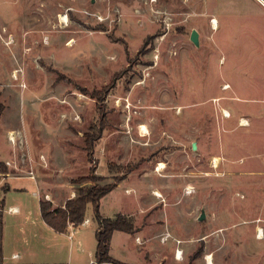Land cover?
I'll use <instances>...</instances> for the list:
<instances>
[{"label":"rangeland","instance_id":"374dc122","mask_svg":"<svg viewBox=\"0 0 264 264\" xmlns=\"http://www.w3.org/2000/svg\"><path fill=\"white\" fill-rule=\"evenodd\" d=\"M0 104V160L12 165L0 191L48 188L59 201L90 185L71 182L93 164L99 184L124 177L101 201L103 213L135 215L137 236L114 238L120 261L142 264L145 238L161 227L149 242L158 264H207L206 255L213 264H264V237H256L264 228V7L256 0H0ZM101 121L94 164L84 134H97ZM24 160L37 179L16 163ZM86 217L95 229L91 203ZM176 248L182 258L173 262Z\"/></svg>","mask_w":264,"mask_h":264},{"label":"crops","instance_id":"0c3cea01","mask_svg":"<svg viewBox=\"0 0 264 264\" xmlns=\"http://www.w3.org/2000/svg\"><path fill=\"white\" fill-rule=\"evenodd\" d=\"M259 4L264 7V5H262L261 3ZM40 155L43 154L41 153ZM21 156H23V153L21 154ZM41 160L43 166H47L48 163L50 164L45 156H42ZM0 161L4 163L9 162L8 159L5 161ZM16 163H18L19 165L23 164V166L27 165L26 160H24V162L16 161ZM30 164V169H27V166H25L23 170H25L26 168V173H28V176H30L29 174L31 172L34 179H37L38 173L35 170V165H33L32 163ZM11 166V164L7 166L9 172H7L5 174V177L2 178L0 184L3 181L5 182L6 178L12 175ZM43 168L44 171L42 172L44 173L47 167ZM39 179H41V181H37L36 183L38 189L41 188V182H45L44 175H40ZM118 183L119 182H117L116 186L118 185ZM8 189L10 190V188ZM45 189L46 191H0V264H90L94 260V253L96 249L95 231L97 228V223L95 229L92 230L87 229L91 223V221H88V223L86 224H81V226H83L84 228L79 229V231H76L77 229L74 230L75 226L68 224L63 232H56L41 218L40 201L47 200L51 202L53 207H63L67 199L75 196L76 191L71 189V191H69L66 196L60 198V200L58 201L53 192L49 191L48 188ZM111 192L112 191H110L108 194H110ZM125 192L128 193V191ZM11 193H14L15 197L12 196L11 198H9V195ZM108 194H106L100 200L99 205L100 214L104 217L109 216H106V214L101 210V201ZM29 197L32 198L33 203H31V198L28 199ZM35 200L37 204L34 203ZM141 208V205H139V214L142 213V211L140 210ZM120 214L128 217L134 225V212H122ZM85 219L88 218L86 217ZM153 228V231H151L153 232V235L150 237L145 236L146 241H148V243L146 244L147 249L145 250L146 254H143V252H141V254L143 255H141L143 258V263L145 262L146 264L147 262L149 264H158V246L152 245L151 247V245H149L151 243L149 242H151L153 237L161 231V227ZM67 229H69V232L67 231ZM137 231L135 233L128 234L137 236ZM120 233L125 232L115 230L112 233L110 239L109 254L117 260L119 259L113 255L112 251L114 238L117 234V236H121L119 235ZM69 235H71V238L69 237ZM142 235L144 236L146 234ZM135 236L133 239V243L137 245L141 244L140 237H138L140 242H137ZM75 237L76 239L74 241ZM45 239L50 244L49 246H43V244H45ZM123 245L126 246V244ZM172 258L170 260H172L173 262L178 260L174 256Z\"/></svg>","mask_w":264,"mask_h":264},{"label":"trees","instance_id":"16d2710c","mask_svg":"<svg viewBox=\"0 0 264 264\" xmlns=\"http://www.w3.org/2000/svg\"><path fill=\"white\" fill-rule=\"evenodd\" d=\"M89 93L93 97L97 95L96 91H91ZM101 124L102 126L97 134L93 132L84 134L83 147L86 151L87 160L88 162L94 164L96 162L93 157L95 141L101 137V129L103 128L102 121ZM7 169V164L0 161V170L3 173H7ZM95 170L96 166L91 164L88 168L87 175L80 176L72 181L73 184H80L82 182L89 181L90 185L77 187L75 189V196L67 199L63 207H52L51 202L47 200L40 201L41 218L56 232H63L68 224L75 227L81 225L85 219L87 204L91 203L94 218L97 222V228L95 231L96 249L94 253V260L90 264H131L119 261L109 254L110 239L115 230L132 234L137 231V228L133 225L132 221L124 215L117 214L114 217H104L100 214L99 210L100 200L116 186L118 181L124 179V177L122 175V177H118V180L116 179V181L112 183L99 184L103 177L95 175ZM129 170L130 168H127V171Z\"/></svg>","mask_w":264,"mask_h":264},{"label":"bare ground","instance_id":"6f19581e","mask_svg":"<svg viewBox=\"0 0 264 264\" xmlns=\"http://www.w3.org/2000/svg\"><path fill=\"white\" fill-rule=\"evenodd\" d=\"M58 17H59V20H60L61 23H63L64 25L67 24V21H68V17H67V15L60 14ZM212 24H213V28L217 27V21H216L215 19H213ZM64 25H63V26H64ZM73 41H74V40L71 39L69 42H67V44H68V45H71V44L73 43ZM15 72H17V70H14V73H13V76H12L13 79H17V78L15 77V75H16ZM241 125H246V124H242V123H241ZM15 135H16L15 132H13V131H9V141H10V142L15 141ZM188 191L191 192L190 188H188ZM152 193H153L156 197H160V196H161V194H160V192H159L158 190H153ZM177 255H178V260H180V259L182 258V251L178 249V250H177ZM205 260L207 261V264H213L212 257H211L210 255H206V256H205Z\"/></svg>","mask_w":264,"mask_h":264},{"label":"built area","instance_id":"2783aa9c","mask_svg":"<svg viewBox=\"0 0 264 264\" xmlns=\"http://www.w3.org/2000/svg\"><path fill=\"white\" fill-rule=\"evenodd\" d=\"M152 2H153V0H151ZM259 3H261L262 5H264V0H257ZM227 113V115H224L225 117H229L230 116V113L227 111L226 112ZM7 165H9V163L7 162L6 163ZM30 177H33L32 176V173L30 172ZM88 219H84L83 220V222L81 223V224H86V223H88ZM167 236H169V234H167V235H161L160 236V241L161 242H164V240L167 238ZM69 237L71 238V235H69ZM256 237L257 238H262V237H264V228H262V227H257L256 228ZM136 241L137 242H139V239L138 238H136ZM177 250H178V248H176V250H175V253H174V257L176 258V259H178V255H177ZM108 264H113V263H108Z\"/></svg>","mask_w":264,"mask_h":264},{"label":"water","instance_id":"95a60500","mask_svg":"<svg viewBox=\"0 0 264 264\" xmlns=\"http://www.w3.org/2000/svg\"><path fill=\"white\" fill-rule=\"evenodd\" d=\"M190 40L193 42L194 45L198 46V44H199L198 32L195 29H193L191 31ZM195 147H196V145H195V143H193L192 144V148L195 149ZM204 217H205V213L202 210L200 215H199V217H198V219L202 220Z\"/></svg>","mask_w":264,"mask_h":264}]
</instances>
